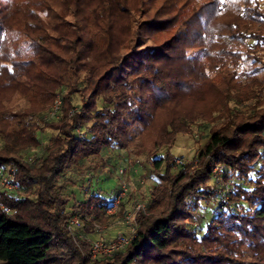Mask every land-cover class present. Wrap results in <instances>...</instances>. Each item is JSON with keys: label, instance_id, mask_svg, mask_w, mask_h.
Segmentation results:
<instances>
[{"label": "trees", "instance_id": "16d2710c", "mask_svg": "<svg viewBox=\"0 0 264 264\" xmlns=\"http://www.w3.org/2000/svg\"><path fill=\"white\" fill-rule=\"evenodd\" d=\"M210 87L218 90L213 107H181ZM57 95V118L35 121ZM200 122L218 126L197 165L176 164L168 150ZM46 129L56 134L36 163H25ZM111 148L126 151L130 164L149 156L157 183L129 244L90 260L56 209L100 220L119 190L69 204L58 182ZM210 157L223 167L219 181ZM9 165L26 194L0 192V264H264V7L258 0H0V166ZM217 191L227 196L221 205ZM205 208L213 214L199 234Z\"/></svg>", "mask_w": 264, "mask_h": 264}, {"label": "rangeland", "instance_id": "374dc122", "mask_svg": "<svg viewBox=\"0 0 264 264\" xmlns=\"http://www.w3.org/2000/svg\"><path fill=\"white\" fill-rule=\"evenodd\" d=\"M258 3L261 8L264 7V0H258ZM217 83L219 90L225 89L226 82L224 79H220ZM80 84H84L82 78L80 79ZM217 92L218 90L210 87L206 90L202 98L185 100L181 107L191 111L205 112L216 103ZM81 102L82 100L79 94L73 96V106L79 108ZM47 111L48 110L34 120L38 122L43 120ZM217 126L218 124L216 123L200 122L194 125L191 134H179L172 147L168 150L172 160L176 164L190 162L192 165L196 166L198 163V156L204 148L210 131L214 130ZM55 134V131L49 129L38 132L40 145L37 149L28 151L23 156L24 162L28 164L36 163L43 155L45 146L50 138ZM166 153L167 150L163 148L158 151L155 156H165ZM129 161L130 156L126 151L115 148L104 149L98 156L88 158L82 161L80 166L70 168L58 182V190L62 195L68 197L69 204H79V202L85 201L87 196L91 193L101 194L104 198L111 199V197L115 195L116 190L120 189V177L122 176L127 184L128 190L121 199L120 204L111 211L107 210L100 220H94L93 215H87L85 213H83V217H80L81 214L72 215L69 213L68 208L62 206L56 209V213L59 215L60 219L65 221L67 236L71 239L76 250L79 253L83 252L84 258L87 257L91 260L89 250L92 240L104 238L110 241L113 240L118 233L127 232L128 226L124 222V216L131 212L136 204L141 203L147 207L150 188L157 183V178L152 173L150 157L142 155L132 164H130ZM207 163H209V159ZM120 171H123L122 175H120ZM0 192L13 194L18 197H23L26 194L25 190L20 189L17 183L16 187L2 189ZM30 197L34 198L32 194ZM92 208L93 206H91V209ZM206 208L201 211V215L204 216L205 219L199 234H203L213 214L212 208ZM146 212L147 210L144 213ZM73 218L78 220V226L70 223ZM197 221L199 222L200 219L198 218ZM71 225L75 226L73 227L74 229L72 228L73 230L69 228ZM95 225L101 227L100 232L95 231ZM251 262L257 264V261L254 259H251Z\"/></svg>", "mask_w": 264, "mask_h": 264}, {"label": "built area", "instance_id": "2783aa9c", "mask_svg": "<svg viewBox=\"0 0 264 264\" xmlns=\"http://www.w3.org/2000/svg\"><path fill=\"white\" fill-rule=\"evenodd\" d=\"M61 99L60 96L57 95L54 99L53 105L51 109L44 115L45 120L56 119L58 116V112L60 110ZM73 114V111L70 112V115ZM78 136L81 134L78 132ZM30 160V159H29ZM30 162V161H29ZM209 166L212 168V176L213 181H219L222 175L223 167L216 162L215 159L209 158ZM123 171H120V175H122ZM16 187L15 180V168L13 165H9L7 167L0 166V190L2 189H11L12 187ZM8 187V188H7ZM127 184L122 177H120V189L114 200L112 207L108 209V211L113 210L120 204L121 199L124 197L127 192ZM227 199L226 193L222 191H217L214 195V200L217 205H221ZM146 206L138 203L133 207V210L127 213L124 216V222L127 224V232L126 233H118L113 240H106L104 238H97L91 241L90 244V258L91 260L98 259L102 256L109 255L118 251L123 250L134 237L136 231V223L135 217L140 212H145ZM70 223L72 225H79V222L76 218H73ZM69 226L70 230H73L75 226ZM73 228V229H72ZM95 231L100 232L101 227L99 225H95Z\"/></svg>", "mask_w": 264, "mask_h": 264}, {"label": "snow or ice", "instance_id": "6c2138e0", "mask_svg": "<svg viewBox=\"0 0 264 264\" xmlns=\"http://www.w3.org/2000/svg\"><path fill=\"white\" fill-rule=\"evenodd\" d=\"M224 2V0H220V3H223Z\"/></svg>", "mask_w": 264, "mask_h": 264}]
</instances>
